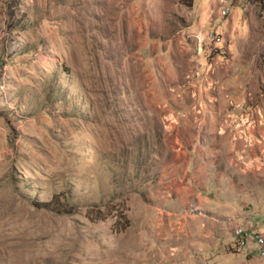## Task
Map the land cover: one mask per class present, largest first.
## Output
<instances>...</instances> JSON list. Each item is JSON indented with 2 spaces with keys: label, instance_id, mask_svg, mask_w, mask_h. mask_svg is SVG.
Here are the masks:
<instances>
[{
  "label": "rangeland",
  "instance_id": "rangeland-1",
  "mask_svg": "<svg viewBox=\"0 0 264 264\" xmlns=\"http://www.w3.org/2000/svg\"><path fill=\"white\" fill-rule=\"evenodd\" d=\"M236 129L253 188L184 166ZM191 178L210 199H172ZM261 221L264 0H0V264H264Z\"/></svg>",
  "mask_w": 264,
  "mask_h": 264
},
{
  "label": "crops",
  "instance_id": "crops-1",
  "mask_svg": "<svg viewBox=\"0 0 264 264\" xmlns=\"http://www.w3.org/2000/svg\"><path fill=\"white\" fill-rule=\"evenodd\" d=\"M220 12H221V10H220ZM229 118L232 119V117H229ZM243 136H246V133H243L242 130L238 131L236 129V130L230 131V137L231 138L226 136V131H225V133L222 137H219V135H218V137H209L207 139L208 141H207V144L205 145V147H201V145H198L199 147L198 146L194 147L195 144H193L192 148L189 150V152L186 155V158H185L186 163L184 164V166H186L187 168H189L192 171L197 169V167L199 165L198 155L201 154V152L203 153V156H212L213 154L214 155H223V156L232 155V156H236V157L237 156L240 157L241 155L243 156V154H244L243 147H245V149H249V145L246 146V144L249 143V141L246 138L244 139ZM254 142L258 143V139L255 138ZM251 145H255L252 140H250V147H252ZM199 151H200V153L198 154ZM203 159L204 158H202L201 160H203ZM241 161H242V157L236 159V164H238V165L235 167L238 168V171L235 170V172L236 173L240 172V175L242 177H247L250 173L252 178H250V184L249 185L253 188L259 179V176H254V174H258V170L256 168H259V167L257 165V167L253 168L254 166L251 163L246 164V165H242ZM209 162H211L210 158H207L205 161V164H208ZM234 162H235V160H234ZM249 165H250V168H249ZM210 176H211V174H210ZM203 178L204 177L201 176L200 181ZM177 186H178V188H177L175 195L173 196L172 199H190L192 204L194 202V199H196V201H195L196 204L200 203L201 199H210V197L206 196V194H205V191L210 189V185L200 184L198 182H195L191 178V180L186 179L184 182L178 181ZM198 187L201 190H197ZM181 188L183 189L182 192H184L185 189L187 191L185 193H181V191H180ZM249 196H250V198H258L255 195H249ZM249 196L244 195L243 192H236L233 190L230 199H236V197L239 199V198H244V197H249ZM256 203L260 204V201H256ZM207 204L209 207H213V209L215 211H216V208H218V205L216 202L207 201ZM192 212L194 213L195 210H193ZM190 220L193 222L199 221L197 219V217H193V216H191ZM196 227H197V224H196ZM193 235L199 236L198 233L193 234ZM189 237H192V235L189 234Z\"/></svg>",
  "mask_w": 264,
  "mask_h": 264
},
{
  "label": "trees",
  "instance_id": "trees-1",
  "mask_svg": "<svg viewBox=\"0 0 264 264\" xmlns=\"http://www.w3.org/2000/svg\"><path fill=\"white\" fill-rule=\"evenodd\" d=\"M184 1V0H183ZM192 3V0H187V4L190 5ZM18 10V9H17ZM55 203V205H50L51 203ZM64 205V204H63ZM42 206H45V207H50L49 209L52 210L53 212H67V207L64 206H61L60 205V202H56L54 199H51L49 202L47 203H44ZM122 217V221H117L115 223V226H116V230L117 231H121L123 228H125L127 225H128V219L126 217L125 214H122L121 215Z\"/></svg>",
  "mask_w": 264,
  "mask_h": 264
},
{
  "label": "built area",
  "instance_id": "built-area-1",
  "mask_svg": "<svg viewBox=\"0 0 264 264\" xmlns=\"http://www.w3.org/2000/svg\"><path fill=\"white\" fill-rule=\"evenodd\" d=\"M238 1V0H236ZM240 1V0H239ZM230 10V5L229 3H227L224 6V9L222 10V13L225 14ZM261 231H264V221H261V227H256L255 228V235H256V240L255 243L257 244L259 250H264V241H257L258 240V235ZM237 234V239L239 244L243 243V229H238L237 231H235Z\"/></svg>",
  "mask_w": 264,
  "mask_h": 264
},
{
  "label": "bare ground",
  "instance_id": "bare-ground-1",
  "mask_svg": "<svg viewBox=\"0 0 264 264\" xmlns=\"http://www.w3.org/2000/svg\"><path fill=\"white\" fill-rule=\"evenodd\" d=\"M247 233L243 232V243L245 242V236ZM257 241H264V231H261L258 235ZM260 252L264 253V250H260Z\"/></svg>",
  "mask_w": 264,
  "mask_h": 264
}]
</instances>
